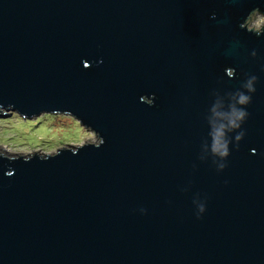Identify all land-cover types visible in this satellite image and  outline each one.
<instances>
[{
	"label": "water",
	"instance_id": "95a60500",
	"mask_svg": "<svg viewBox=\"0 0 264 264\" xmlns=\"http://www.w3.org/2000/svg\"><path fill=\"white\" fill-rule=\"evenodd\" d=\"M254 9L0 0V116L69 114L100 138L0 153V264H264V36L241 27ZM245 73L260 78L247 135L218 172L198 159L210 92Z\"/></svg>",
	"mask_w": 264,
	"mask_h": 264
},
{
	"label": "clouds",
	"instance_id": "9594fccd",
	"mask_svg": "<svg viewBox=\"0 0 264 264\" xmlns=\"http://www.w3.org/2000/svg\"><path fill=\"white\" fill-rule=\"evenodd\" d=\"M259 11V9H254L253 13H259ZM261 18L264 19V17ZM211 19H217L216 13L212 14ZM241 27L249 33L264 36V31L259 28L246 29L243 24ZM250 55L253 59L259 57V53L255 49L251 51ZM234 73H237L235 68L226 69L227 78L235 79L237 75ZM259 81L258 75L245 73L239 87L228 90L217 88L210 92L212 99L204 117L207 132L201 141L198 159L203 162L211 160L218 172L225 171L233 146L235 145L238 150L240 143L247 135L244 125L251 115L248 108L253 102ZM253 151L255 152V150ZM193 203L196 207L197 218H202L207 212L206 201L197 196ZM140 212L147 214V209L141 208Z\"/></svg>",
	"mask_w": 264,
	"mask_h": 264
},
{
	"label": "rangeland",
	"instance_id": "374dc122",
	"mask_svg": "<svg viewBox=\"0 0 264 264\" xmlns=\"http://www.w3.org/2000/svg\"><path fill=\"white\" fill-rule=\"evenodd\" d=\"M261 13H254L250 27L264 24ZM0 116V153L6 156L27 157L33 154H53L62 147L100 141L99 136L77 118L64 113H43L24 118L13 110L4 109Z\"/></svg>",
	"mask_w": 264,
	"mask_h": 264
},
{
	"label": "built area",
	"instance_id": "2783aa9c",
	"mask_svg": "<svg viewBox=\"0 0 264 264\" xmlns=\"http://www.w3.org/2000/svg\"><path fill=\"white\" fill-rule=\"evenodd\" d=\"M254 28H256V27H254Z\"/></svg>",
	"mask_w": 264,
	"mask_h": 264
}]
</instances>
